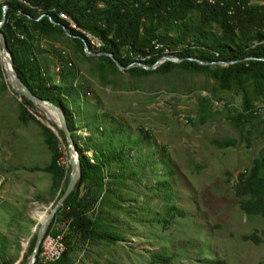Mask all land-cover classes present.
I'll return each mask as SVG.
<instances>
[{
	"label": "rangeland",
	"instance_id": "1",
	"mask_svg": "<svg viewBox=\"0 0 264 264\" xmlns=\"http://www.w3.org/2000/svg\"><path fill=\"white\" fill-rule=\"evenodd\" d=\"M189 19L196 23L197 12ZM34 37L54 82L62 66L85 94L74 112L78 144L85 148L93 126L95 139L107 131L111 147L129 153L118 173L121 208H99L100 224L113 239L80 246L71 264H264V221L249 219L234 194L237 175L264 153V94L251 81L244 87L256 118L240 132L232 117L242 110L241 92L221 90L207 72L172 67L161 74L159 64L129 73L86 54L67 33ZM2 68L0 62V264H26L30 236L58 200L46 172L55 143L41 126L55 122L40 109L46 120L32 112L34 119H22L21 98ZM56 136L57 166L67 169L69 150ZM225 139L235 146L213 144ZM52 231L65 234L66 226L55 220ZM250 235L258 242L242 240Z\"/></svg>",
	"mask_w": 264,
	"mask_h": 264
},
{
	"label": "trees",
	"instance_id": "2",
	"mask_svg": "<svg viewBox=\"0 0 264 264\" xmlns=\"http://www.w3.org/2000/svg\"><path fill=\"white\" fill-rule=\"evenodd\" d=\"M4 6L6 20L1 30L12 55L14 70L33 95L61 109L79 153L80 180L47 229L49 233L55 220L66 226L63 235L65 251L52 264H71V255L80 246L95 240L113 239L107 228L100 224L99 208L104 205L112 208L114 203V210L121 208L117 193L121 179L118 173L125 170L129 153L111 147L114 142L108 141L107 131L95 139L98 127L93 126H89L92 135L82 142L85 148L78 144L74 112L80 109L78 100H82L85 94L74 85V73L62 66L56 74L58 83L54 82L48 75L40 50L34 44L37 41L34 35L49 37L55 32L63 34L65 29L80 50H83L84 41L89 52L111 55L120 66L128 67L126 71L129 73L145 72L137 66L138 63L150 67L165 56L178 58L181 60L179 63L168 61L159 65L156 73L166 74L172 67L196 73L207 72L221 90L241 92L242 110L232 117L240 132L247 120L256 118L244 84L251 81L253 91L257 95L264 94V0H214L213 5L196 4L195 0H0V20ZM193 11L198 15L196 23L189 19ZM60 14L72 21L75 28ZM214 27L218 28L217 34L213 33ZM82 32L103 45L95 49ZM99 59L116 70L110 57L99 56ZM220 63L226 65L220 66ZM21 102L23 120L26 117L34 119L31 112L46 120L31 102L24 98ZM96 121L97 118L93 122ZM47 122L56 134L41 125L55 143L52 164L46 172L53 175L58 199L67 186L70 167L57 166L62 155L58 152L56 135L65 144L66 141L62 131ZM213 144L224 149L234 147L236 141L215 140ZM89 150L92 151L91 157L85 154ZM234 194L241 211L249 219L259 216L264 221V153L252 162L249 169L237 175ZM242 240L258 242L255 235L243 236ZM34 242L35 235L30 239L25 260ZM153 258L168 262L159 255H153ZM35 264H40L38 258Z\"/></svg>",
	"mask_w": 264,
	"mask_h": 264
},
{
	"label": "water",
	"instance_id": "3",
	"mask_svg": "<svg viewBox=\"0 0 264 264\" xmlns=\"http://www.w3.org/2000/svg\"><path fill=\"white\" fill-rule=\"evenodd\" d=\"M5 11H6V6L3 7L2 19L0 20V62H2V64H3L2 71L4 72L6 79L7 80H9L10 78L14 79V85H10V89L15 95L19 96L20 98H24L27 101L31 102L37 109L43 110L46 113H51L55 116V124H56L57 128L59 130H61L62 133L64 134L65 141H66V144H67V147L69 150V155H70V160H69L70 173H69V180H68L67 186H66L63 194L61 195V197L58 198V200L55 202L53 207L50 209V211L46 215L45 219L42 222H40L38 229L35 231V233H33L30 236V238H31L33 235H35V242H34V245L32 247V251L27 258L26 264H35L36 259H37L38 250L40 248V243H41L42 238H43V236L47 230V227L49 226L51 220L53 219V217L55 216L57 211L62 206L65 199L74 190L76 183L80 180L81 165H80V159H79V153L77 151V147L71 138V134L67 128L65 116H64L63 112L61 111V109L58 108L57 106H55L54 104H52L51 102H49L47 100H43V99L33 95L29 91V89L23 84V82L21 81V79L17 75L16 71L14 70L12 55H11V52L8 48L6 37L1 30V27L3 26V24L5 23V20H6ZM43 16L44 15H42L41 17H43ZM51 23L54 25H58L53 21H51ZM64 31H65V33H67L65 29H64ZM82 42H83V50L86 54L95 55V56H108L111 58L112 62L117 67V69H119V70H127L128 69V67L120 66L118 61L109 54L89 52L86 43L84 41H82ZM7 61L9 62V67H7V63H6ZM168 61H170V62L179 61L180 62L181 60L178 58H175V57L165 56V57H162L161 59H159L153 66L147 67V66H144L140 63H138L137 66H139L141 68L143 67L146 69H153V68L155 69L159 64L161 65L164 62H168ZM198 63L202 64V65L206 64V63H202V62H198ZM220 64H224V63H220ZM224 65H226V64H224ZM50 129L52 131L54 130L51 127H50Z\"/></svg>",
	"mask_w": 264,
	"mask_h": 264
},
{
	"label": "built area",
	"instance_id": "4",
	"mask_svg": "<svg viewBox=\"0 0 264 264\" xmlns=\"http://www.w3.org/2000/svg\"><path fill=\"white\" fill-rule=\"evenodd\" d=\"M196 4H214V0H195ZM61 18L68 21V19L61 15ZM69 22V21H68ZM85 37L90 41V44L95 48L98 49V44L93 43V37L88 36L85 32H82ZM63 235H52L50 232H45L42 241L40 243V248L38 250L37 256H44V260L46 259H54L61 256L63 250H65V246L63 244Z\"/></svg>",
	"mask_w": 264,
	"mask_h": 264
},
{
	"label": "bare ground",
	"instance_id": "5",
	"mask_svg": "<svg viewBox=\"0 0 264 264\" xmlns=\"http://www.w3.org/2000/svg\"><path fill=\"white\" fill-rule=\"evenodd\" d=\"M61 15L64 16V17H66V16L63 15V14H60L59 16L61 17ZM66 18H67V17H66ZM67 19H68V18H67ZM68 21H69L70 26L73 27V28H75V24H73V22L70 21L69 19H68ZM86 34H87V33H86ZM87 35L90 36L89 34H87ZM93 43H97V44H98V48H100V47L103 45L100 41H98V40H97L96 38H94V37H93ZM6 63H7V67H9V62L7 61ZM8 81L10 82V85H14V79H13V78H10ZM47 115H48V117H51V118L54 120V122H55V116H54L53 114H51V113H47ZM37 215H38L39 219H41V217L43 216V214H42L41 212H39V211H37ZM43 217H44V216H43ZM44 219H45V217H44ZM44 219H43V220H44ZM43 220H42V221H43ZM42 221H41V222H42ZM64 251H65V250H63L62 254L64 253ZM62 254H61V256H62ZM61 256H59L58 258H54V259H46V260H44V256H37V258H38L40 264H52V263L57 262V261L61 258ZM36 262H37V259H36Z\"/></svg>",
	"mask_w": 264,
	"mask_h": 264
},
{
	"label": "crops",
	"instance_id": "6",
	"mask_svg": "<svg viewBox=\"0 0 264 264\" xmlns=\"http://www.w3.org/2000/svg\"><path fill=\"white\" fill-rule=\"evenodd\" d=\"M56 195V194H55Z\"/></svg>",
	"mask_w": 264,
	"mask_h": 264
}]
</instances>
